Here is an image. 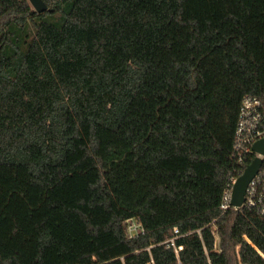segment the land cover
Listing matches in <instances>:
<instances>
[{"label": "trees", "instance_id": "obj_1", "mask_svg": "<svg viewBox=\"0 0 264 264\" xmlns=\"http://www.w3.org/2000/svg\"><path fill=\"white\" fill-rule=\"evenodd\" d=\"M44 1L0 0V264H264L221 207L264 0Z\"/></svg>", "mask_w": 264, "mask_h": 264}, {"label": "built area", "instance_id": "obj_2", "mask_svg": "<svg viewBox=\"0 0 264 264\" xmlns=\"http://www.w3.org/2000/svg\"><path fill=\"white\" fill-rule=\"evenodd\" d=\"M264 138V97L248 94L242 99L237 126L235 131V143L233 157L239 164L237 173L230 176L222 196L221 207L240 208L248 207L256 209L264 214V153L256 151L254 144ZM262 158L258 172L249 181L245 200L241 206L232 204L234 186L246 167L256 158ZM135 221V220H133ZM129 221V231L132 235L143 232L141 224Z\"/></svg>", "mask_w": 264, "mask_h": 264}, {"label": "water", "instance_id": "obj_3", "mask_svg": "<svg viewBox=\"0 0 264 264\" xmlns=\"http://www.w3.org/2000/svg\"><path fill=\"white\" fill-rule=\"evenodd\" d=\"M31 5L38 12H42L48 9V6L44 0H29ZM256 151L264 153V138L257 141L254 144ZM262 163V158L256 157L245 169L242 175L239 176L232 194V204L235 206H241L245 200V194L247 186L252 177L258 172Z\"/></svg>", "mask_w": 264, "mask_h": 264}, {"label": "rangeland", "instance_id": "obj_4", "mask_svg": "<svg viewBox=\"0 0 264 264\" xmlns=\"http://www.w3.org/2000/svg\"><path fill=\"white\" fill-rule=\"evenodd\" d=\"M132 223L136 224L135 221L131 220Z\"/></svg>", "mask_w": 264, "mask_h": 264}]
</instances>
